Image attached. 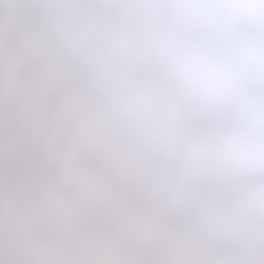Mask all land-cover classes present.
I'll use <instances>...</instances> for the list:
<instances>
[{
  "label": "clouds",
  "instance_id": "9594fccd",
  "mask_svg": "<svg viewBox=\"0 0 264 264\" xmlns=\"http://www.w3.org/2000/svg\"><path fill=\"white\" fill-rule=\"evenodd\" d=\"M0 264H264V0H0Z\"/></svg>",
  "mask_w": 264,
  "mask_h": 264
}]
</instances>
